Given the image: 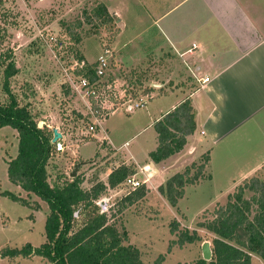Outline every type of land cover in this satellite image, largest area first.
Instances as JSON below:
<instances>
[{
    "label": "rangeland",
    "instance_id": "obj_1",
    "mask_svg": "<svg viewBox=\"0 0 264 264\" xmlns=\"http://www.w3.org/2000/svg\"><path fill=\"white\" fill-rule=\"evenodd\" d=\"M137 1L0 0V104L10 100L4 89V70L13 60L18 71L9 84L18 102L29 107L48 134L55 128L62 133L65 143L64 151L54 146L47 160L50 184L63 185L78 177L81 187L91 193L99 184H105L97 204L103 206L101 211L109 215L110 223L128 234L124 243L138 248L144 264H155L161 258V264H199L204 259L203 243L209 241L214 249L217 234L210 225L218 209L228 203L237 186L251 177L264 180V166L246 180L232 179L248 170L264 151L257 152L261 145H256V139L252 143L243 139L238 144L218 146L211 159L209 150L198 155L187 137L184 148L170 159L157 163L150 158L149 153L158 143L156 131L148 127L151 109L165 108L160 104L162 99L150 98L160 92L158 84L164 73L151 69L147 58L144 65L134 64L135 53H148L152 39L160 35L158 26L149 30L148 24L142 26L143 21L136 18L145 9ZM99 3L109 8L114 22L97 26L98 21H88ZM163 9L159 5L155 10L160 13ZM139 26L148 27L138 31ZM101 57L109 64L99 77L93 98L91 92L79 88L81 78H87L80 64L83 61L96 67ZM132 92L137 96L131 98ZM125 97L124 102L113 101ZM93 99L101 104L105 117L97 114ZM135 101H144L147 107L128 111V103ZM232 138L239 140L237 136ZM18 143L15 129L0 127V250L22 248L26 243L38 247L46 241L48 203L12 183L8 176V162L18 154ZM208 155L210 160L206 162ZM202 163L205 178L186 184L183 196L172 205L161 188L177 173L195 177ZM123 167L128 169L126 178L148 181L137 189L126 178L111 185V174ZM143 188L145 196L129 203ZM4 191L15 193L21 200L2 195ZM251 196L252 192L247 191L246 197ZM76 215L75 231L86 218L83 213ZM187 235L193 241L181 244V238ZM0 264L51 262L33 255L0 258ZM251 264H264V259L252 252Z\"/></svg>",
    "mask_w": 264,
    "mask_h": 264
},
{
    "label": "trees",
    "instance_id": "obj_2",
    "mask_svg": "<svg viewBox=\"0 0 264 264\" xmlns=\"http://www.w3.org/2000/svg\"><path fill=\"white\" fill-rule=\"evenodd\" d=\"M92 10L89 22L96 20L97 26L114 22L112 13L104 3H99ZM16 68L13 60L7 63L4 89L10 100L7 104H0V127L15 129L19 138L18 154L8 162V176L12 183L45 200L50 213L46 220V241L43 244L38 247L31 243H26L22 248L8 247L0 250V258L38 255L47 258L51 264H144L138 248L124 243L128 234L120 232L114 223H110L109 215L101 211L103 206L97 204L106 188L105 184H99L91 193L81 187L78 177L63 185H51L48 181L46 163L55 146L52 142L54 132L51 136L46 132L47 127L39 126L29 107L21 105L12 92L9 80L17 73ZM84 70L91 83L99 82L95 67L89 65ZM145 95L149 93L146 92ZM136 96L132 92L131 98ZM125 100L126 97L113 101ZM93 103L95 104V99ZM94 107L100 117H105L101 113V104L97 103ZM103 112L108 115V111ZM154 127L158 134V146L149 156L158 163L180 152L187 143V137L195 132L197 125L191 102L184 101L164 114L155 122ZM204 160H210L209 155ZM204 169L205 163H202L193 178H188L185 172L175 174L161 191L172 205H176L184 194L186 184L205 178ZM127 175V167L116 170L110 176L111 185L115 186ZM235 189L229 195L228 203L218 209L216 218L210 225L217 237L214 239L213 249L215 259L209 264H251L252 252L264 259V180L254 176ZM247 191L252 192L250 198L246 197ZM145 194L143 188L135 193L134 200L131 199L129 203ZM2 195L14 201L21 200L11 191H4ZM254 205L258 208L254 209ZM76 212L83 213L86 218L83 226L75 231L73 226ZM253 212L255 214L250 218ZM186 241L191 242L193 238L187 235L181 238L180 243L184 244ZM163 260L161 258L155 264H161ZM206 263L205 259L199 261V264Z\"/></svg>",
    "mask_w": 264,
    "mask_h": 264
},
{
    "label": "crops",
    "instance_id": "obj_3",
    "mask_svg": "<svg viewBox=\"0 0 264 264\" xmlns=\"http://www.w3.org/2000/svg\"><path fill=\"white\" fill-rule=\"evenodd\" d=\"M137 2L145 9L136 18L143 21L142 26L148 24L149 30L158 26L160 35L152 39L148 53H135L134 64L144 65L147 58L151 69L164 73L158 84L160 92L150 99H162L160 104L165 108L151 109L148 127L155 130V122L164 114L190 101L197 127L188 140L193 141L192 147L198 155L209 150L212 159L218 146L238 144L243 139L245 143L256 139V145H261L260 149L256 148L257 152L262 153L264 0ZM159 5L164 9L157 13L155 9ZM202 77L210 80L202 83ZM171 97L174 98L171 100ZM108 138L111 139L110 135ZM263 166L264 156H261L248 170L232 179L241 182Z\"/></svg>",
    "mask_w": 264,
    "mask_h": 264
},
{
    "label": "built area",
    "instance_id": "obj_4",
    "mask_svg": "<svg viewBox=\"0 0 264 264\" xmlns=\"http://www.w3.org/2000/svg\"><path fill=\"white\" fill-rule=\"evenodd\" d=\"M108 62L106 60V58L101 57L100 61L98 63V65L95 67V71L98 77H101L105 74V71L107 70L106 68L108 67ZM84 66V67H83ZM87 66V63L81 61L80 67H83L85 69V67ZM88 78V76H87ZM85 77H82L80 80V85L79 88H85L87 90V92H91V95H95L96 92L94 91V89H96L95 87L97 86L98 82H94L91 83L90 79H87ZM210 80V77H202L201 81L202 83L208 82ZM145 106V102L144 101H135V102H129L127 107L128 111H133L137 108L140 107H144ZM55 144V149L57 151H64L65 150V143L63 142V139L60 138L58 139L56 142H54ZM148 179L144 180V181H140L138 179H136L135 177H128L126 178V182L128 184H130L133 189H137L140 188L142 186L143 183L147 182Z\"/></svg>",
    "mask_w": 264,
    "mask_h": 264
},
{
    "label": "water",
    "instance_id": "obj_5",
    "mask_svg": "<svg viewBox=\"0 0 264 264\" xmlns=\"http://www.w3.org/2000/svg\"><path fill=\"white\" fill-rule=\"evenodd\" d=\"M40 126V125H39ZM42 127V126H41ZM54 132V137H53V142H56L58 139L62 138V133H60L56 128L53 130ZM79 165H77L76 170L72 174L73 176L76 175L77 169L79 168ZM77 214V212H76ZM202 250H203V258L205 260H211L213 256V249L211 248V244L209 241H205L202 245Z\"/></svg>",
    "mask_w": 264,
    "mask_h": 264
}]
</instances>
